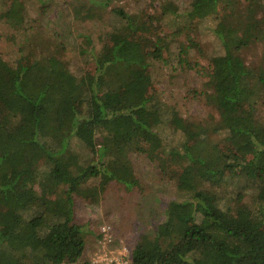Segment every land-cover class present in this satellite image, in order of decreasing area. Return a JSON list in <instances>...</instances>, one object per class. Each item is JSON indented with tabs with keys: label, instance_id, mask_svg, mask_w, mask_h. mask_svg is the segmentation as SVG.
Segmentation results:
<instances>
[{
	"label": "trees",
	"instance_id": "obj_1",
	"mask_svg": "<svg viewBox=\"0 0 264 264\" xmlns=\"http://www.w3.org/2000/svg\"><path fill=\"white\" fill-rule=\"evenodd\" d=\"M25 1L0 0V17L23 25ZM248 1L240 7L239 0H189L176 11L191 20L218 5L234 11L215 18L212 32L223 52L210 57L216 87L209 98L229 109L226 148L208 140L209 126L182 118L146 90L153 60L135 35L147 29L136 15L114 10L129 31L111 32L110 45L92 51L95 68L84 75L46 47L33 49L39 55L29 63L7 65L4 76L0 53V100L14 104L0 113V264H91L74 198L97 203L113 182L140 187L128 156L137 142L154 151L161 168L178 172V194L154 235L136 241L132 264H264V0ZM101 3L87 0L78 12L86 8L91 17ZM259 46L261 57L248 64L243 52ZM183 47L182 53L191 46ZM163 123L182 135L180 151L166 150ZM75 140L92 156L79 153ZM235 179L232 206L218 189ZM241 193L252 194L253 205Z\"/></svg>",
	"mask_w": 264,
	"mask_h": 264
},
{
	"label": "rangeland",
	"instance_id": "obj_2",
	"mask_svg": "<svg viewBox=\"0 0 264 264\" xmlns=\"http://www.w3.org/2000/svg\"><path fill=\"white\" fill-rule=\"evenodd\" d=\"M85 1L26 0L28 15L19 27L0 17L1 70L4 76H7V65L29 63L39 55L36 50L46 47L59 55L72 73L93 72L92 51L106 49L111 43V32L129 31L128 25L121 24L114 13L116 9L123 10L136 15L147 27L135 32L144 43L146 55L153 60L149 77L144 82L146 90L172 106L182 118L209 126L208 140L226 148L228 132L222 125L230 120L229 109L219 110L209 98L216 87L210 57L223 52L220 40L212 32L218 23L215 18H229L233 9L218 5L210 9L206 18L191 20L179 18L181 16L176 13L177 10L182 12L189 0H169L171 11L164 9L166 0H103V8L94 10L89 17L86 8L82 13L78 12ZM248 3V0H239L240 7ZM183 46L191 47L182 53ZM243 56L248 64L253 58H260V46L246 50ZM13 107L14 104L0 100L1 114ZM164 123L160 134L166 150L173 147L180 151L182 135ZM74 143L83 156H92L79 142L75 140ZM166 150L157 149L156 152L164 158L168 157ZM128 156L140 179V187L128 190L113 182L97 203L80 196L74 198L75 218L85 232L84 257L91 264H132L131 250L136 241L154 235L158 224L165 219L168 202L178 194V172L172 167L161 168L160 161L154 158L155 153L149 151L147 144L137 142L130 146ZM43 163L42 158L39 166ZM235 181L237 179L218 189L220 197L232 206L238 204L239 197ZM241 194L243 203L253 205L252 194Z\"/></svg>",
	"mask_w": 264,
	"mask_h": 264
},
{
	"label": "built area",
	"instance_id": "obj_3",
	"mask_svg": "<svg viewBox=\"0 0 264 264\" xmlns=\"http://www.w3.org/2000/svg\"><path fill=\"white\" fill-rule=\"evenodd\" d=\"M106 230V229H105ZM126 264V263H125ZM127 264H130L129 262Z\"/></svg>",
	"mask_w": 264,
	"mask_h": 264
}]
</instances>
